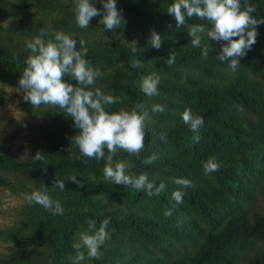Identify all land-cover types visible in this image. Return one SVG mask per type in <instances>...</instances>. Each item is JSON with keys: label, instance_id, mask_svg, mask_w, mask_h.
<instances>
[{"label": "trees", "instance_id": "trees-1", "mask_svg": "<svg viewBox=\"0 0 264 264\" xmlns=\"http://www.w3.org/2000/svg\"><path fill=\"white\" fill-rule=\"evenodd\" d=\"M30 2L38 8H47L48 0ZM93 2L95 7L102 8L100 0ZM173 2L116 0L127 21L124 26L138 35L133 40L103 42L91 40L84 33L75 38L78 49L79 40L86 41V59L94 68L113 67L89 86L121 96L122 102L106 105V111L117 112L129 103L134 106L142 102L155 116L149 121L145 150L139 158L121 150L113 161L132 164L126 169L130 176L146 172L149 181H154L157 187L165 184L164 191L149 196L146 190L88 177L86 171L97 172L105 167L106 161L81 155L74 139L79 130L59 107L53 106L56 111L41 125L49 132L44 161L33 158L17 161L0 155V169L38 177L28 187L27 195L46 189L64 209L63 215H52L35 202H27L23 209L27 236L51 249L53 264H72L71 259L77 254L73 245L80 242L76 233L88 227L89 220H94L99 229L106 218L110 219L107 231L112 240L101 247L102 257L92 259L94 264H264V205L251 206L259 194L264 198V24L256 27V43L239 58L240 65L233 71L228 61L221 62L216 57L221 46L228 42H207L201 38V45L193 47L188 33L181 34L174 16L167 12ZM248 3L257 8L251 15L264 18V0H248ZM25 6L24 10L30 6L29 1ZM194 24L211 28L207 20L186 18L185 26ZM64 25V21L39 20L25 29L28 36L34 37L42 28L46 29L47 40ZM4 31L0 26V73L14 80L21 78L31 52L14 51L12 46L4 44ZM153 31L161 37L159 49L149 43ZM205 46L208 47L206 58L202 55ZM133 47L136 52L132 51ZM170 53L175 56L171 65L167 63ZM137 60L142 66L133 67ZM153 73L160 76V94L149 98L141 91V82ZM125 77L129 80L124 81ZM65 79L76 83L70 77ZM154 104L163 105L164 111L151 112ZM186 108L203 118L204 123L196 133L182 120L181 113ZM165 133L166 141L160 139ZM195 135L200 137L198 143L193 139ZM153 154L158 158L145 165L143 161ZM212 157L220 170L205 174L203 164ZM56 177L65 181L63 191L53 186ZM71 177L81 183L68 181ZM177 178L190 180L192 186L184 188L175 184ZM177 190L184 193L181 204L172 197ZM98 195L124 203L125 210H107ZM168 209L173 210L171 216L165 215ZM17 232L13 228L0 230V234L11 238ZM175 243L190 247L168 258L152 253L153 248L168 250L167 246ZM80 250L87 257V249Z\"/></svg>", "mask_w": 264, "mask_h": 264}, {"label": "clouds", "instance_id": "clouds-1", "mask_svg": "<svg viewBox=\"0 0 264 264\" xmlns=\"http://www.w3.org/2000/svg\"><path fill=\"white\" fill-rule=\"evenodd\" d=\"M102 8L94 6L93 0H75L74 13L76 23L81 29H87L90 21L102 14L99 21L104 28L114 31L126 24L122 10L117 8L116 0H100ZM243 5V10H242ZM257 8L248 3V0H174L167 8V12L174 16L177 27L186 25V18L198 17L211 23L207 30L208 38L214 41H227L221 46V52L217 57L221 62L228 61L229 67L235 71L240 65V57L246 55L247 51L256 43L258 32L256 27L264 24V18L257 19L252 13ZM51 27V26H49ZM188 35L193 47L201 45V33L206 31L202 24L187 25ZM48 35L46 29H41L39 35L27 43L30 50L25 61L26 67L19 79V87L24 90L23 99L30 103L33 108L41 105H51L64 110L73 119V126L79 130L74 137L75 144L81 155L88 159L97 161L105 160L103 178L117 185L131 186L137 190H146L149 196L159 195L165 189V184L160 183L157 187L154 181H149L146 172L138 176L126 174L129 167L124 161L112 163L118 151H124L130 156L139 158L140 153L145 150L146 130L149 126V109L142 103L137 102L131 109L121 108L117 112L106 111V105L121 103V98L112 94H105L99 87L89 88L103 76L99 68H94L86 59L88 48L86 41L77 40L63 31L54 32L52 39L45 40ZM238 37V39H233ZM149 43L152 47H161V37L153 31ZM136 52L135 47L132 48ZM202 55L208 56V47L205 46ZM175 56L170 53L167 63H174ZM142 66L137 60L133 67ZM120 67H123L121 64ZM70 77L75 81L68 82L65 78ZM160 76L153 73L145 77L141 82V91L149 98L159 96L158 85ZM164 106L154 104L151 112H162ZM182 120L189 125L190 130L198 132L203 125V118L194 115L190 108L182 113ZM166 133L161 134L160 139L166 141ZM199 142V135L193 137ZM107 150V155L105 154ZM71 158V157H70ZM157 155L153 154L143 161L145 165L152 164ZM35 161H44V153L37 151L33 157ZM205 174L220 170V165L214 157L209 158L204 164ZM68 181L81 183L76 177L68 178ZM174 183L184 188L191 187V181L183 178L174 179ZM53 186L64 190L65 181L56 177ZM182 191L172 193L173 200L177 204L183 203ZM25 199L31 204H39L52 215H63L64 209L58 200H53L47 190L33 191L26 195ZM173 214L172 209L165 212L166 216ZM110 219H104L99 229H96L94 220L88 221V232L79 234V243L73 247L77 254L73 264H80L85 260V253L80 249H87V258L100 259L102 257L101 247L109 238L107 231ZM91 233V234H89Z\"/></svg>", "mask_w": 264, "mask_h": 264}, {"label": "rangeland", "instance_id": "rangeland-1", "mask_svg": "<svg viewBox=\"0 0 264 264\" xmlns=\"http://www.w3.org/2000/svg\"><path fill=\"white\" fill-rule=\"evenodd\" d=\"M26 1H29L30 6L24 10L22 7L25 6ZM74 8L75 0H48L47 8H38L31 4L30 0H0V26L6 29L2 36L3 43L12 46L14 51L29 50L26 45L34 39V36L26 34L25 26L39 20H44L47 23L64 21L65 25L54 32L63 31L74 39L82 37L83 33L90 35L91 40L103 42L110 40L126 42L125 39L133 40L138 36L137 33L128 32L126 26L123 25L114 31L106 30L103 24L99 23L102 14L94 17L87 29H81L76 23ZM178 29H180L181 34L188 33L187 26H181ZM207 30L200 34L202 40L214 41L208 38ZM151 62L156 64L155 61ZM95 68H99L103 74H107L113 69L111 66L102 65ZM19 79L8 80L0 73V155L23 161L33 158L37 151L44 153L48 149L49 132L46 128L42 129L41 125L49 121L50 114L56 109L51 105L33 108L30 103L25 102L23 99L24 90L19 87ZM123 80L127 81L129 78L125 77ZM132 107V103L126 105V109ZM154 117L150 113L149 121L153 120ZM117 161L121 160L112 161L113 165ZM125 163L129 165L128 168L132 167V164ZM103 169L100 168L97 172L88 170L86 175L90 178H103ZM37 178V176L26 177L16 172L0 169V230L7 228H13L14 231L18 230L14 238L0 234V264L54 263L51 249L42 244L40 240L36 242L28 237L27 229L23 227V209L28 202L25 199L27 189ZM98 196L106 205L107 210H125L124 203H120L114 198ZM262 205H264V198L259 194L251 202V206L258 208ZM23 228H25L26 234L23 232ZM82 232H88V227L76 233L77 241H79V234ZM111 240L109 235L106 241L110 243ZM185 245L175 243L173 246H167L168 250L153 248L152 253L159 258H168L183 251L185 247H190V245ZM137 248L143 250L140 245H137ZM71 261L73 264L74 258ZM80 264L94 263L92 259L86 257Z\"/></svg>", "mask_w": 264, "mask_h": 264}]
</instances>
